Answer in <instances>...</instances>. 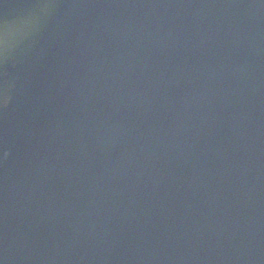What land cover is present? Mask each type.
Wrapping results in <instances>:
<instances>
[{
    "label": "water",
    "instance_id": "obj_1",
    "mask_svg": "<svg viewBox=\"0 0 264 264\" xmlns=\"http://www.w3.org/2000/svg\"><path fill=\"white\" fill-rule=\"evenodd\" d=\"M0 264H264V0H0Z\"/></svg>",
    "mask_w": 264,
    "mask_h": 264
}]
</instances>
